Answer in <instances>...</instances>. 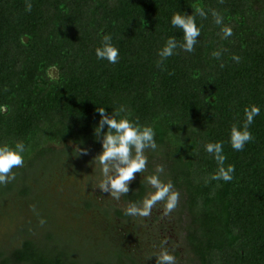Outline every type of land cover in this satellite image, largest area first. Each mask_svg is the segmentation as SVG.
I'll list each match as a JSON object with an SVG mask.
<instances>
[{"label": "trees", "instance_id": "16d2710c", "mask_svg": "<svg viewBox=\"0 0 264 264\" xmlns=\"http://www.w3.org/2000/svg\"><path fill=\"white\" fill-rule=\"evenodd\" d=\"M25 2L0 0V145L29 149L0 185V264H156L177 242L176 264H264V0H31L30 12ZM176 12L195 15L200 36L193 52L177 48L158 67L167 39L183 42ZM104 35L116 63L96 56ZM252 105L254 139L236 151L231 128ZM97 107H123L155 131L147 172L120 201L95 187ZM217 141L225 167L235 166L229 182L210 179L218 164L205 145ZM157 164L179 192L177 207L125 215L154 191L143 179Z\"/></svg>", "mask_w": 264, "mask_h": 264}, {"label": "clouds", "instance_id": "9594fccd", "mask_svg": "<svg viewBox=\"0 0 264 264\" xmlns=\"http://www.w3.org/2000/svg\"><path fill=\"white\" fill-rule=\"evenodd\" d=\"M223 3V0H220ZM194 13L200 17L207 18L208 13L200 4L191 5ZM32 10L31 0H26L25 11ZM212 17L217 25L223 24V17L215 9H211ZM173 28L183 30V42L177 41L174 37H169L158 52L159 59L157 66L160 67L171 57L177 48L187 52H193L200 36L201 29L197 26L195 15L181 14L176 12L171 18ZM224 37L233 34L231 27L222 28ZM98 59H106L109 63H116L119 58V50L111 43V36L104 35L102 46L95 50ZM220 51H214L213 57L219 59ZM233 59L239 62L238 56ZM223 67V64H221ZM6 106H0V111H4ZM96 111L100 115L98 125L95 127V136L102 137V151L93 157L94 165L98 166L101 172V179L95 187L102 192L108 193L116 201H120L122 196L130 191L129 183L135 179L136 173L145 174L147 172L148 150L155 151L158 148L155 140V131L152 126L142 125L138 119L132 120L130 111H125L123 107L113 110L112 114L106 113L104 107H97ZM121 113H125L121 115ZM260 114V108L256 105L244 109L245 120L242 127L233 125L230 133V143L234 150L241 151L244 146L254 139L249 130V126L254 122V118ZM107 125V131H103ZM206 151L214 157L218 164V170L210 177L211 180H223L229 182L233 179L235 166L228 164L225 167L226 156L223 152V143L217 141L209 142L205 145ZM29 149L23 142H16L12 147L8 144L0 145V185H6L15 179L13 169L24 165V153ZM86 148L75 147V155H87ZM164 173V166L157 164L152 174L144 176L143 181L150 185L154 191L142 200L140 204L130 203L124 212L127 216H139L142 218L151 217L157 205H162V215L169 216L177 207L179 202V192L174 189L171 181L164 182L160 176ZM40 224H44L43 218L39 219ZM167 243V241H163ZM155 255V254H154ZM156 256V264H176L174 255L167 250H162ZM150 257V256H149ZM147 257V258H149Z\"/></svg>", "mask_w": 264, "mask_h": 264}, {"label": "rangeland", "instance_id": "374dc122", "mask_svg": "<svg viewBox=\"0 0 264 264\" xmlns=\"http://www.w3.org/2000/svg\"><path fill=\"white\" fill-rule=\"evenodd\" d=\"M174 221V220H173ZM168 223H169V220H168ZM170 224V223H169ZM175 225V224H174ZM173 226V225H172ZM176 232V231H175ZM177 232H179V230H177ZM169 237H171V238H174L173 237V234H171ZM179 240V239H178ZM179 244H180V242H177V244H175V245H173L169 250V253L171 254V252H174L173 250H177V251H179L180 253L182 252V248H181V246H179ZM181 259H182V255H181Z\"/></svg>", "mask_w": 264, "mask_h": 264}]
</instances>
